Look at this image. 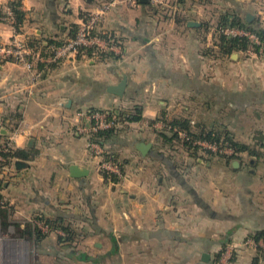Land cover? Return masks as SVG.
<instances>
[{"label":"crops","instance_id":"1","mask_svg":"<svg viewBox=\"0 0 264 264\" xmlns=\"http://www.w3.org/2000/svg\"><path fill=\"white\" fill-rule=\"evenodd\" d=\"M14 1L0 0V43L14 34L2 12ZM102 1L20 0L19 32L37 46L65 42L84 10ZM166 3L116 7L100 30L120 49L39 64L38 81L22 65L0 62V132L4 139L14 135L15 150L27 156L12 158L2 179L8 228L26 237L43 218L70 231L59 227L34 240V264H214L229 247L230 264H264V247L244 245L264 231V157L194 155L165 142L164 128L153 125L187 120L193 130L227 131L264 153V52L227 54L216 32L234 17L264 30V0ZM125 77L124 95L113 94ZM136 107L143 119L103 145L124 174L118 183L106 181L102 158L89 153L76 130L87 120L74 116ZM142 142L152 145L146 155ZM74 165L88 174L73 177Z\"/></svg>","mask_w":264,"mask_h":264},{"label":"built area","instance_id":"2","mask_svg":"<svg viewBox=\"0 0 264 264\" xmlns=\"http://www.w3.org/2000/svg\"><path fill=\"white\" fill-rule=\"evenodd\" d=\"M141 0H104L100 2L92 10H84L81 22L77 25L78 31L76 35L60 45L50 44L41 45L38 47H31L27 40L24 39L17 27L16 18L10 4L6 5L2 12L4 20L9 23L13 29L14 34L10 40L6 43H0V62H12L25 67L33 76V79L38 81L41 78L42 72L38 70V65L43 64L49 66L51 64L65 63L76 59L81 53L82 49L91 48L94 50V55L99 56L101 53H115L121 47V42L116 39L111 33L100 30L105 17L113 9L119 6H125L128 8H134L139 5ZM157 7H165L167 5L166 0H150ZM169 10L171 8L167 6ZM166 7V8H167ZM216 32L225 36L228 39L245 38L249 42V48L247 54L252 55L254 53L264 52V44L260 40L256 33L251 32L247 28L232 23H225L217 26ZM45 46V48L43 47ZM110 110H96L89 113L78 112L74 116L76 120L83 117L87 120V123L77 125L78 134L84 136L87 139V149L91 155L99 156L102 161L99 164V170L102 172H109L117 175L120 179L124 178L123 170L117 163L111 160H106L104 156L107 153L103 145L93 140V135L99 130L112 129L117 126L131 125L125 122H117L115 119H109L107 113ZM155 127L165 128L166 125L161 123L153 124ZM170 131V128H168ZM15 136H11L4 139L0 132V186L2 185V179L6 175L10 168V156L6 154H12L15 151ZM197 145L204 152L222 153L226 155H232L233 149L228 147H219L215 144L198 141ZM112 182V181H111ZM9 205L6 198L0 196V207H7ZM33 226L39 228L43 233H48L51 228L41 220L36 218L33 221ZM13 228V227H10ZM11 229H8L10 232ZM7 231H4L0 222V264H3V257L5 252V244L8 242ZM62 235L64 233L62 232ZM25 244V242H24ZM27 244V243H26ZM244 245L251 247H264V240L256 242L254 239L249 238L244 242ZM234 248L229 247L226 249L218 264H230L233 259Z\"/></svg>","mask_w":264,"mask_h":264},{"label":"trees","instance_id":"3","mask_svg":"<svg viewBox=\"0 0 264 264\" xmlns=\"http://www.w3.org/2000/svg\"><path fill=\"white\" fill-rule=\"evenodd\" d=\"M10 7L12 8L15 18L17 27L19 28L20 25L24 21V12L21 9V2L20 0H16L12 3H10ZM82 17V16H81ZM233 24L242 26L244 28H247L253 33H256L262 43L264 44V30L261 28H253L249 27L245 21H242L238 19L237 17H234ZM225 24V23H223ZM74 34L73 37L76 35L78 31V26L74 27ZM72 38V37H71ZM221 49L225 53L229 54L233 51H243L244 53L247 52L249 48V42L245 38H234V39H228L225 36L221 35ZM53 43V42H51ZM63 43V42H62ZM62 43H56L55 45H60ZM54 44V43H53ZM31 47H38L37 45L30 43ZM50 45L47 44L46 47ZM45 48V46H43ZM94 52L91 48L82 49V53H88L92 54ZM81 53V54H82ZM105 55V54H104ZM103 55V56H104ZM42 66V65H41ZM47 66V65H46ZM44 67V65L42 66ZM97 109H91L89 113L96 111ZM104 111V110H101ZM107 117L111 119H115L117 122H125L126 124H132L135 122H139L143 119L142 115V109L141 108H134L131 111H116V110H110L107 113ZM166 123V127L164 130H162V133L159 134V136L165 141V142H179L181 146H183L185 149L192 152L194 155H197L199 150L201 148L197 145L198 141H206L212 144H215L219 147H228L233 149L234 153L232 155H226L222 153H212L208 152L211 155H219L221 157H227L229 159H233L237 157V155L242 153H247L252 157L259 158L260 156L264 157V153L257 149H252L248 145L236 142L233 140L230 132H219L216 130H208L206 128L200 127L196 130L192 129V126L187 120L181 121V120H174V121H167L166 119L160 118ZM129 128V125L125 126H117L113 127L112 129H106V130H99L93 135V140L101 145H105L106 143L110 142L112 139H114L116 136L120 135L124 130ZM168 128H170V131H168ZM11 155V156H10ZM5 156H10L11 158H19V159H27V156L25 157V154L21 150H15L12 154H6ZM106 160H111L114 163H117L119 167L123 170V165L119 164V160L116 157V155L111 152L105 155ZM102 175L105 177L106 181H112L114 183H118L120 181V178L115 175L111 174L109 172H102ZM2 185L0 186L1 189ZM8 208H1L0 207V220L2 221V228L4 231L8 230L9 223V213ZM38 220H41L46 225H48L51 228V231L54 229H58L59 227L62 228V230L67 232V235H70V231L68 228L59 225L58 223L51 222L49 220H45L43 218H38ZM45 233H43L39 228L34 227L33 225L30 226L26 231V237L27 239H30L31 241H41L43 237H45ZM254 240L256 242H259L260 240H264V231L257 232L253 236ZM60 240L62 241H69L68 236L66 238L61 237ZM258 249H260L258 247ZM264 249V248H262ZM223 254V251L221 254H219L218 258L215 260L214 264H218L219 260Z\"/></svg>","mask_w":264,"mask_h":264},{"label":"rangeland","instance_id":"4","mask_svg":"<svg viewBox=\"0 0 264 264\" xmlns=\"http://www.w3.org/2000/svg\"><path fill=\"white\" fill-rule=\"evenodd\" d=\"M179 144H180L179 142H176L175 146H180L181 144L180 145ZM250 146L252 148L255 147L254 145H250ZM175 151H177V149ZM12 227L13 228L10 227L8 228L11 229L10 232H8V230H7L8 233L6 232L8 236V242L5 244L4 247L5 252L3 257V264H34L35 256L31 253V246L33 245V241L27 239V237L20 234L17 231L16 227L14 226Z\"/></svg>","mask_w":264,"mask_h":264},{"label":"water","instance_id":"5","mask_svg":"<svg viewBox=\"0 0 264 264\" xmlns=\"http://www.w3.org/2000/svg\"><path fill=\"white\" fill-rule=\"evenodd\" d=\"M143 2L145 1H148V0H141ZM252 16H249L248 17V20L251 19ZM126 86H127V77H125L118 85H115V86H112L110 88V91L113 93V94H116L118 96H123L125 91H126ZM152 145L151 144H146V143H139L138 144V149L139 151L143 154V155H146L150 149H151ZM22 162H18V165H21ZM23 165V164H22ZM88 171L87 170H81L78 166L74 165L71 167V174L73 177H83V176H86V174ZM203 259L204 260H208V255L205 254L203 256Z\"/></svg>","mask_w":264,"mask_h":264}]
</instances>
